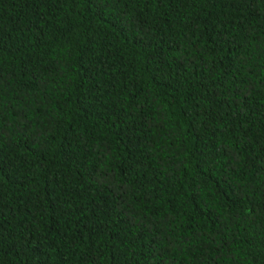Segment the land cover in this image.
Wrapping results in <instances>:
<instances>
[{"label": "trees", "instance_id": "obj_1", "mask_svg": "<svg viewBox=\"0 0 264 264\" xmlns=\"http://www.w3.org/2000/svg\"><path fill=\"white\" fill-rule=\"evenodd\" d=\"M0 264H264V0H0Z\"/></svg>", "mask_w": 264, "mask_h": 264}]
</instances>
